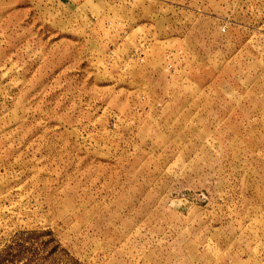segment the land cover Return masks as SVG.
Segmentation results:
<instances>
[{
    "label": "rangeland",
    "instance_id": "1",
    "mask_svg": "<svg viewBox=\"0 0 264 264\" xmlns=\"http://www.w3.org/2000/svg\"><path fill=\"white\" fill-rule=\"evenodd\" d=\"M0 264H264V0H0Z\"/></svg>",
    "mask_w": 264,
    "mask_h": 264
},
{
    "label": "trees",
    "instance_id": "2",
    "mask_svg": "<svg viewBox=\"0 0 264 264\" xmlns=\"http://www.w3.org/2000/svg\"><path fill=\"white\" fill-rule=\"evenodd\" d=\"M12 249H13V246L10 244V245H6V247L4 249H2L0 251V263L1 262H6L8 263L9 261L12 262L14 258H11V255H12Z\"/></svg>",
    "mask_w": 264,
    "mask_h": 264
}]
</instances>
